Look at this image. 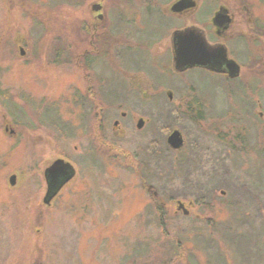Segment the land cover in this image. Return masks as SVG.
Listing matches in <instances>:
<instances>
[{"label": "rangeland", "instance_id": "rangeland-1", "mask_svg": "<svg viewBox=\"0 0 264 264\" xmlns=\"http://www.w3.org/2000/svg\"><path fill=\"white\" fill-rule=\"evenodd\" d=\"M172 1L0 0V264H264V0ZM181 24L239 77L173 72ZM58 158L75 174L45 203Z\"/></svg>", "mask_w": 264, "mask_h": 264}, {"label": "water", "instance_id": "water-1", "mask_svg": "<svg viewBox=\"0 0 264 264\" xmlns=\"http://www.w3.org/2000/svg\"><path fill=\"white\" fill-rule=\"evenodd\" d=\"M182 6L180 3H176L172 8L179 10ZM92 9L99 10L100 5L95 3L92 5ZM101 15H99V18ZM216 24L223 25L230 22V17L227 14L222 12H217L214 16ZM191 28H186L185 30L176 31V42L177 45L175 50V63L176 67L180 70L186 69L193 66H203L215 70L217 72L227 73L229 77L233 78L238 76L240 71V66L234 60L227 57L226 48L221 47L217 51V54L211 52L210 45L206 42L204 38L198 35ZM22 53V51H21ZM217 58V60H216ZM142 121L138 122V126H141ZM166 142L173 149H179L183 145V138L177 129H174L166 138ZM46 173L48 174L51 180V190L48 188V194L46 202L49 201L51 195L55 193V190L58 189L59 184L55 182V177L62 173L64 179L62 183L67 181L74 173L72 165L61 158L56 159L51 163L47 169ZM14 182V175L10 177V183ZM61 183V184H62ZM61 186V185H60ZM57 188V189H56ZM50 190V191H49ZM179 206H182L181 204Z\"/></svg>", "mask_w": 264, "mask_h": 264}, {"label": "flooded vegetation", "instance_id": "flooded-vegetation-1", "mask_svg": "<svg viewBox=\"0 0 264 264\" xmlns=\"http://www.w3.org/2000/svg\"><path fill=\"white\" fill-rule=\"evenodd\" d=\"M180 3V5L182 6L179 10H176V9H173L172 7L176 4V3ZM196 0H174V1H172L171 3H170V5L168 6V10H169V12L170 13H172V14H177V15H180V14H183V13H185L186 11H188V10H190L191 8H194L195 6H196ZM158 7V5H156V8H154L153 10L157 13V14H159V9L157 8ZM217 12H222V13H224V14H227L229 17H230V22H231V16H230V14H228V13H226V12H224V11H222V10H218V11H216V12H214L213 14H212V16H211V21H212V24L217 28V30H221V29H226L227 27H228V24H230V22L228 23V24H223V25H218V24H216V22H215V20H214V16L216 15V13ZM211 13V12H210ZM209 13V14H210ZM100 15V14H99ZM99 15H98V18H99ZM160 15V14H159ZM171 25H173V23L172 24H170V21H168V23H167V27H170ZM186 28H191V29H189V30H193L194 32H196L198 35H200L202 38H204L205 40H206V42L208 43V45H210V50H211V52H214L215 54H217V51L219 50V49H221V47L222 46H224L225 48H226V52H227V57L229 58V59H232V60H234L237 64H239L232 56H231V54H230V50L228 49V47H227V45H226V43L225 42H223V41H221V40H215L214 38H209L208 37V31L207 30H205L204 28H202V27H199L198 25H195V24H181V25H176V27H174L172 30H171V32L170 33H168V35H169V49H170V55H171V66H172V70H173V72H175V73H177V74H182V73H185V72H188V71H193V70H197V71H200V72H209V73H213V74H220V75H225L228 79H234V78H238L239 77V74H240V71H239V74H238V76H236V77H233V78H231V77H229L228 76V74L227 73H222V72H217V71H215V70H212V69H210V68H207V67H203V66H193V67H189V68H186V69H182V70H180L179 68H177L176 67V63H175V60H174V58H175V50H176V48L175 47H177V45H175V42H176V34H175V32L176 31H181V30H185ZM209 34H210V32H209ZM146 43H148V41H146ZM216 60H217V58H216ZM239 66H240V64H239ZM240 68H241V66H240ZM62 159V158H61ZM64 160V159H63ZM64 161H66V160H64ZM66 162H68V161H66ZM69 163V162H68ZM73 168V167H72ZM46 169H47V167L44 169V171H43V177H44V182H45V185H46V189H45V194H44V197H43V201L45 202V203H47L46 202V199H47V194H48V188L51 190V180H50V178H49V176H48V174L46 173ZM73 171H74V169H73ZM74 174H75V171H74V173H73V175L70 177V178H72L73 176H74ZM69 178V179H70ZM63 179H64V175L62 174V173H59L56 177H55V182L56 183H60L59 184V186H58V189L63 185V184H65L66 183V181L64 182V183H62V181H63ZM68 179V180H69ZM67 180V181H68ZM62 183V184H61ZM61 185V186H60ZM57 189V188H56ZM58 189L57 190H55V193H53L52 195H51V198L56 194V192L58 191ZM49 190V191H50ZM50 198V199H51ZM49 199V200H50Z\"/></svg>", "mask_w": 264, "mask_h": 264}, {"label": "trees", "instance_id": "trees-1", "mask_svg": "<svg viewBox=\"0 0 264 264\" xmlns=\"http://www.w3.org/2000/svg\"><path fill=\"white\" fill-rule=\"evenodd\" d=\"M111 37V36H110ZM110 39L111 38H109V42H110ZM141 42H143L145 45V47H144V49H148L149 48V46L151 45V43H152V41L150 42H148V43H146L144 40H139V42H138V46H140L139 48H141V46L143 45ZM61 53V51L59 50V51H57V54H60ZM92 59H93V56L92 55H90V54H86L82 59H81V62H82V64H84L85 66H86V69H89L90 68V62L92 61ZM190 112L191 110L189 109V110H187V112ZM157 212H159V214H158V219H159V223L160 224H164L163 222H165V211L162 209V206L161 205H159V204H157Z\"/></svg>", "mask_w": 264, "mask_h": 264}]
</instances>
